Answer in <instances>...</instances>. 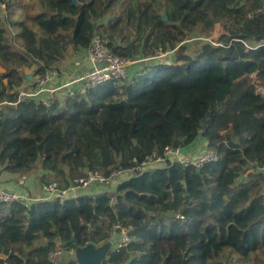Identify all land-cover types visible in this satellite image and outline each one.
I'll return each instance as SVG.
<instances>
[{"label":"trees","instance_id":"trees-1","mask_svg":"<svg viewBox=\"0 0 264 264\" xmlns=\"http://www.w3.org/2000/svg\"><path fill=\"white\" fill-rule=\"evenodd\" d=\"M263 1L0 0L2 187L67 186L86 169L108 173L200 137L219 156L149 165L64 202L0 203V264H54L51 251L88 236L116 240L101 264H264ZM96 34L139 57L132 79L47 95L50 105L19 96L36 75L72 71ZM191 36L201 42L189 52ZM120 225L133 229L118 247ZM55 259L79 264L73 252Z\"/></svg>","mask_w":264,"mask_h":264},{"label":"built area","instance_id":"built-area-1","mask_svg":"<svg viewBox=\"0 0 264 264\" xmlns=\"http://www.w3.org/2000/svg\"><path fill=\"white\" fill-rule=\"evenodd\" d=\"M258 10L264 11L263 5ZM249 16H252L250 13ZM168 51L162 47L157 48L156 54L160 57L166 56ZM85 59L92 65L87 71H80L77 67L72 72L68 73L66 69L55 68L48 71L44 75H36L34 81V88L23 87L19 91L20 97H27L41 95L42 101L47 105H50L51 101L47 95H57L60 98H64L67 95H74L76 92L86 93L92 87L97 84L113 80V79H132L134 75V64L136 63L133 58L123 57L114 54L110 51L107 40L101 35L96 34L91 44L83 51ZM62 79L60 83L57 80ZM174 162H181L185 165H193L195 167H201L206 162H215L219 160V156L215 150L207 146L199 156H185L182 154V147L174 145H166L162 153L152 152L145 155V158H134L133 163L130 165H119L118 168L110 170L108 173H103L98 170L86 169L84 175L78 176L73 179L69 185H65L61 181H51L44 184L40 191L42 195L34 197V195L22 194L19 191L10 190L0 186V203H20L23 206L30 208L34 201L55 198L64 202L68 196H79L80 190L91 186L93 184L112 185L120 176L135 175L143 171L146 166H151L156 163H162L167 165L169 160ZM264 170V165L262 166ZM2 173L0 172V178ZM122 231L121 244H127L131 240L129 232L133 228L126 226H117ZM64 249L68 248H56L49 253V259L54 263L55 257L60 254H64ZM69 253L74 252V249L70 248ZM67 252V251H66Z\"/></svg>","mask_w":264,"mask_h":264},{"label":"water","instance_id":"water-1","mask_svg":"<svg viewBox=\"0 0 264 264\" xmlns=\"http://www.w3.org/2000/svg\"><path fill=\"white\" fill-rule=\"evenodd\" d=\"M76 1V0H75ZM164 20H167V16L163 17ZM135 62L139 60V57L133 58ZM31 78V76H28ZM89 229L92 230V225L89 224ZM114 237H111L108 241L100 243L97 245L92 240L91 236H88V242L84 246L76 247L74 250L75 259L79 262V264H101L102 259L107 255V253L114 247L115 245ZM77 240L72 237L67 241L62 242V246L66 247L72 243H76Z\"/></svg>","mask_w":264,"mask_h":264},{"label":"crops","instance_id":"crops-1","mask_svg":"<svg viewBox=\"0 0 264 264\" xmlns=\"http://www.w3.org/2000/svg\"><path fill=\"white\" fill-rule=\"evenodd\" d=\"M80 57H76V59H73V63L69 64L68 65V69L71 70V69H76V67L80 70V71H87L89 70L90 68H92V65L90 63H88L85 59V56L84 54H80L79 55ZM68 73L72 72V71H67ZM207 147V140L205 139V137H200V138H197L195 140V142L191 145H189V147H187L186 149L183 150L182 148V153H184L183 155L185 156H199L200 153ZM2 178H4V175L2 174V177L0 178V186H1V180ZM2 186H4L2 184ZM29 188L32 189V193H34L35 191L37 192L38 191V186L39 185H36L35 183V180H33V178H31V182H29ZM94 188V187H93ZM92 188V189H93ZM91 189V188H90ZM89 189V190H90ZM91 189V190H92ZM20 193L22 194H27L29 195V193H25L23 191H20L18 190ZM17 191V192H18Z\"/></svg>","mask_w":264,"mask_h":264},{"label":"rangeland","instance_id":"rangeland-1","mask_svg":"<svg viewBox=\"0 0 264 264\" xmlns=\"http://www.w3.org/2000/svg\"><path fill=\"white\" fill-rule=\"evenodd\" d=\"M221 29V26L220 25H218L217 27H216V29L213 31L214 33H213V36L212 37H210V39H216L217 38V36H218V31ZM192 36H194V35H192ZM191 36V38L189 39V46H188V51L190 52V51H192L193 49H194V47H196L197 46V44L199 43V42H201V40L199 41H197V39L195 38V37H192ZM196 36V35H195ZM70 62L69 63H73L72 62V60H69ZM0 70H2V68L0 67ZM25 71H27V73L28 72H30V70H28L27 68H25ZM194 156V155H193ZM40 186V185H39ZM40 189V188H39ZM38 189V191L36 192H34V193H32V194H29V195H34V197H37L38 195H42V191H40ZM108 241V240H107ZM106 242V241H105ZM70 248H68V249H64V252L67 254V256H68V251H70L69 250ZM67 251V252H66ZM74 253V252H73ZM70 254V253H69Z\"/></svg>","mask_w":264,"mask_h":264}]
</instances>
